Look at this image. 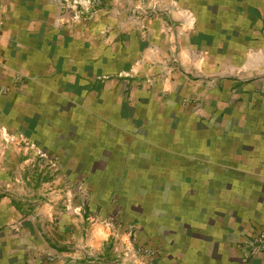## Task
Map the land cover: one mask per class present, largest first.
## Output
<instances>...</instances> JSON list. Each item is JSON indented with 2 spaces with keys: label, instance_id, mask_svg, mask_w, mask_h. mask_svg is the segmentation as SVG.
I'll use <instances>...</instances> for the list:
<instances>
[{
  "label": "crops",
  "instance_id": "obj_1",
  "mask_svg": "<svg viewBox=\"0 0 264 264\" xmlns=\"http://www.w3.org/2000/svg\"><path fill=\"white\" fill-rule=\"evenodd\" d=\"M142 1L99 0L77 34L54 27L51 0H0V86L27 118L16 128H48L96 209L173 239L154 245L161 264H254L234 242L264 230V0H161L154 56L135 50ZM169 60L165 75L151 64ZM119 72L132 77L125 89ZM48 179L29 199L0 195V264L112 263L107 229L76 200L61 202ZM175 204L188 210H152ZM176 213L193 216L195 230L174 227Z\"/></svg>",
  "mask_w": 264,
  "mask_h": 264
},
{
  "label": "rangeland",
  "instance_id": "obj_2",
  "mask_svg": "<svg viewBox=\"0 0 264 264\" xmlns=\"http://www.w3.org/2000/svg\"><path fill=\"white\" fill-rule=\"evenodd\" d=\"M98 1L99 0H51L58 11L55 15L54 27L63 32L68 29L70 32L79 34L77 31L80 25H86L94 18L95 4ZM160 1L161 0L142 1L141 6L144 10V13H142V20L144 22L142 25L143 28L140 31L143 36L141 41L144 46L135 49H151V55L153 56L162 54L158 46L152 45L153 32L150 26L152 19L160 13ZM142 8L139 7V10ZM167 54H171L170 48H167ZM151 58L153 59V57ZM164 61L161 67L160 64H157L158 61L151 64L152 67H156L155 70H160L159 74L165 75L170 71V67L176 64V61ZM117 77L123 79L124 89V86L127 87L129 82L128 79L132 78L124 72H119ZM108 78L111 77L109 76ZM108 78L102 75L98 80L106 81ZM21 80L22 79L16 80L15 84L23 82ZM152 80L153 78L151 82ZM13 91L14 90L11 89L10 86H0V195H12L20 200L23 198L29 199L33 197L34 189L37 187L36 185H40L41 187V182H46L49 178V182L52 183V185L50 184L52 190L50 189L49 191L56 189L58 192L57 194L60 196L58 199L61 202L64 200L70 201V199L72 201L76 200V204L77 202L81 203V213L89 216L90 221H97L102 227H104L106 223L113 225V228L110 231L107 229L106 233L107 240L112 244V255H116L117 258L118 254L123 249L127 247L131 249L135 248L143 252L142 262L144 264H161V258H159L158 252L159 248L154 245H160L161 249L164 250L165 245H168V241L170 242L173 239H157L155 235L151 234V236H149L145 233H143V236L139 234L142 224L139 220H136L137 218L130 216L126 218L123 216V213L109 212L113 207L107 210H102L100 208L96 209L93 204L92 193L88 189L87 183L84 184L86 179H83V177H75L73 173H67L64 166L67 164V161L57 152L54 143L52 144L53 146L48 144V128L41 130L37 128L36 125L29 126L30 122H28L27 125L22 127L18 126L16 128V121L20 122L21 120L23 123V120L27 118L24 112L20 113L19 110L16 109L15 96L13 97L15 98L14 101H11L12 97H10L11 95L9 92L12 93ZM127 94L128 89L126 88L125 96H127ZM7 97L8 99H6ZM56 110L58 111V109ZM57 111L54 112L55 115ZM58 114L64 115V112L61 110ZM50 140L52 139L50 138ZM58 184H61L62 188H54V185ZM65 186L68 189H64ZM60 189H63V191ZM68 190L70 192H68ZM178 193L179 192H175L176 195ZM37 195L43 197L41 193ZM180 197L177 198L181 200ZM151 201L152 196L147 195L146 199H141L140 202L151 206ZM150 206L146 207V210H150ZM169 209L175 211L188 210V208L177 206L176 204L174 207L167 208L152 207V210H155L157 214H164L165 216L168 215ZM66 210H68V206L65 207L63 211L66 212ZM183 215L177 213L176 216L173 215L172 218L174 222H179L173 224V226L177 229L179 227H185L187 230L189 229L188 232H192L195 230V225L194 223H190L188 219H193V216L185 213H183ZM198 218L199 217H194V219ZM203 224H205V222ZM104 229H106V227H104ZM170 230L171 229H168L163 233H159V235L168 236L171 234ZM234 244H236V248L241 252L239 254L243 263L255 262L254 264H259L261 261H264V230L259 231L253 237L248 236L241 241L238 240L234 242ZM254 249H256V251H254ZM166 255H169L168 259L175 256L171 253V250H168ZM115 260H111L112 263L106 262V264H113ZM89 261L90 260L86 258V263L84 264H91Z\"/></svg>",
  "mask_w": 264,
  "mask_h": 264
},
{
  "label": "built area",
  "instance_id": "obj_3",
  "mask_svg": "<svg viewBox=\"0 0 264 264\" xmlns=\"http://www.w3.org/2000/svg\"><path fill=\"white\" fill-rule=\"evenodd\" d=\"M109 231L113 228V225L110 223H106L104 226ZM256 251V249H254ZM252 252V251H251ZM91 264H105L106 261L103 257L89 255L87 256ZM143 252L141 250H137L135 248H125L123 249L117 256L115 262L113 264H144L143 262Z\"/></svg>",
  "mask_w": 264,
  "mask_h": 264
}]
</instances>
